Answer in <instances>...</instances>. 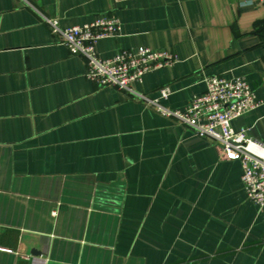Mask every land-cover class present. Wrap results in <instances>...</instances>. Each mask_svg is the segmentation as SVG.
Returning <instances> with one entry per match:
<instances>
[{
  "label": "crops",
  "instance_id": "crops-1",
  "mask_svg": "<svg viewBox=\"0 0 264 264\" xmlns=\"http://www.w3.org/2000/svg\"><path fill=\"white\" fill-rule=\"evenodd\" d=\"M0 0V264H264V206L239 161L154 105L99 86L45 18H120L110 58L178 56L136 92L183 110L205 78L244 77L259 105L235 119L264 142V6L254 0Z\"/></svg>",
  "mask_w": 264,
  "mask_h": 264
},
{
  "label": "built area",
  "instance_id": "built-area-1",
  "mask_svg": "<svg viewBox=\"0 0 264 264\" xmlns=\"http://www.w3.org/2000/svg\"><path fill=\"white\" fill-rule=\"evenodd\" d=\"M22 1L30 4L29 0ZM254 1L264 6V0ZM45 20L71 54L86 60L85 75L90 81L99 86H115L149 102L162 115L176 118L200 136L218 142L225 159L241 163V178L247 197L260 208L264 206V142L249 135L248 128H234L232 124L259 105L252 86L244 77L209 75L205 78V91L194 95L185 109H168L160 103L161 98H167L171 93L168 85L159 88L160 96L155 99L136 92L133 85L142 82L146 73L176 63V53L139 46L137 49H121L114 56L103 58L97 51V43L100 39L120 34L122 24L116 15L102 14L90 22L70 27L61 26L57 18L46 17Z\"/></svg>",
  "mask_w": 264,
  "mask_h": 264
}]
</instances>
